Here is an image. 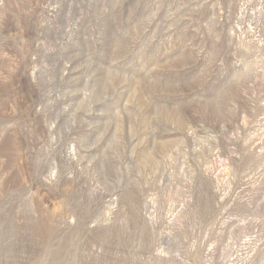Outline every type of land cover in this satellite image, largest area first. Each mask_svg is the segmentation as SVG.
I'll return each instance as SVG.
<instances>
[{"label": "rangeland", "instance_id": "rangeland-1", "mask_svg": "<svg viewBox=\"0 0 264 264\" xmlns=\"http://www.w3.org/2000/svg\"><path fill=\"white\" fill-rule=\"evenodd\" d=\"M0 264H264V0H0Z\"/></svg>", "mask_w": 264, "mask_h": 264}]
</instances>
